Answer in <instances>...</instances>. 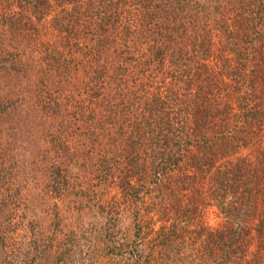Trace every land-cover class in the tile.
<instances>
[{"label":"trees","instance_id":"16d2710c","mask_svg":"<svg viewBox=\"0 0 264 264\" xmlns=\"http://www.w3.org/2000/svg\"><path fill=\"white\" fill-rule=\"evenodd\" d=\"M35 3L54 35L19 107L48 185L113 175L136 211L146 192L153 264H264V0Z\"/></svg>","mask_w":264,"mask_h":264},{"label":"rangeland","instance_id":"374dc122","mask_svg":"<svg viewBox=\"0 0 264 264\" xmlns=\"http://www.w3.org/2000/svg\"><path fill=\"white\" fill-rule=\"evenodd\" d=\"M27 1L30 8L22 9L24 0H0V264H141L147 257L153 264L160 246L151 240L163 221L148 211L146 192L136 211L117 177L101 180L74 165L78 177L70 182L82 185L78 191L48 185L46 161L36 157L33 128L19 105L35 89L36 62L47 56L54 34L51 15ZM19 59L29 61L26 73ZM216 212L206 207L207 228L223 221ZM147 227L152 232L144 235ZM255 249L252 241L245 256Z\"/></svg>","mask_w":264,"mask_h":264}]
</instances>
